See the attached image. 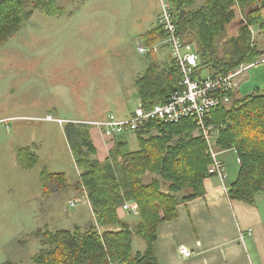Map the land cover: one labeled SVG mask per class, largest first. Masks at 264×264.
I'll list each match as a JSON object with an SVG mask.
<instances>
[{"label": "trees", "instance_id": "16d2710c", "mask_svg": "<svg viewBox=\"0 0 264 264\" xmlns=\"http://www.w3.org/2000/svg\"><path fill=\"white\" fill-rule=\"evenodd\" d=\"M195 1L169 0V4L179 34L195 46L196 77L203 78L204 72L228 74L264 56V39L255 44L252 33V28L258 27L264 37V0H207L199 9L194 8ZM35 12L49 17L66 14L58 0H0V47ZM239 16L237 30L231 32ZM145 38L155 44L164 39V32L157 26ZM171 59L166 66L153 61L135 81L133 99L146 111L168 103L180 89L182 74ZM230 97L228 105L212 110L207 127L215 131L220 150L234 149L240 160L236 181L226 185L229 199L255 205L264 192V90L246 95L233 92ZM197 125L189 117L173 123L144 121L136 131L118 136L107 158L101 160L91 136L94 126L66 122L64 132L79 181L71 183L65 173L43 169L42 196L51 199L85 191L95 221L86 227L32 233L31 238L41 246L32 256V264H160L155 251L159 226L178 216L180 204L203 198L205 180L212 176L208 173L212 163L208 145L196 136ZM36 148L17 151L16 160L23 170L38 165ZM147 174L153 178L145 183ZM128 202L138 206L136 221L121 216ZM135 236L146 242L145 250L135 249ZM0 264L20 263L7 259Z\"/></svg>", "mask_w": 264, "mask_h": 264}, {"label": "rangeland", "instance_id": "374dc122", "mask_svg": "<svg viewBox=\"0 0 264 264\" xmlns=\"http://www.w3.org/2000/svg\"><path fill=\"white\" fill-rule=\"evenodd\" d=\"M58 1L65 15L35 12L0 47V263L32 264L41 247L31 238L38 229H73L95 221L80 193L42 196L43 169L79 181L65 123L44 119L101 121L111 112L123 116L139 104L128 90H135L137 74L159 59L162 47L172 57L160 41L153 45L143 38L156 28L161 4L169 0ZM206 1L196 0L194 8ZM140 45L145 55L139 54ZM27 146H36L39 156L32 170H23L16 160L19 148ZM152 178L147 174L145 183ZM71 200L82 202L70 207ZM121 213L129 222L138 219ZM134 247L143 251L146 242L135 236Z\"/></svg>", "mask_w": 264, "mask_h": 264}, {"label": "crops", "instance_id": "0c3cea01", "mask_svg": "<svg viewBox=\"0 0 264 264\" xmlns=\"http://www.w3.org/2000/svg\"><path fill=\"white\" fill-rule=\"evenodd\" d=\"M241 19L239 16L231 25L235 28L234 32ZM252 33L255 44L260 45L264 39L260 29L254 27ZM143 38L146 40L145 35ZM167 53L169 52L162 47L158 53L159 59L156 61L159 66H166L172 60ZM144 72L136 73L134 86L137 78ZM207 76L208 73L204 77ZM128 90L131 96L136 93L135 90ZM255 90H264V63L251 68L237 79L236 93L246 95ZM130 115L131 111L118 117L126 118ZM73 122L94 121L74 120ZM91 136L98 148L99 158L106 159L114 142L110 143L105 137L104 130L99 127H93ZM221 158L225 163L229 181L222 182L217 176L209 177L204 183L203 198L180 204L178 216L159 226L155 251L160 264H264V197L255 205L231 201L224 185L229 186L236 181L240 160L234 149L223 151ZM80 194L83 195V202L86 199L88 202L86 204L92 211L85 191ZM121 216L125 218L122 213ZM181 248H188L193 255L185 257L180 254Z\"/></svg>", "mask_w": 264, "mask_h": 264}, {"label": "built area", "instance_id": "2783aa9c", "mask_svg": "<svg viewBox=\"0 0 264 264\" xmlns=\"http://www.w3.org/2000/svg\"><path fill=\"white\" fill-rule=\"evenodd\" d=\"M175 19L176 16L172 12L169 2L168 4L162 3L157 17V26L164 32V39L160 42L163 46L170 49L172 58L182 74L180 89L172 94L169 102L157 105L150 111H146L139 104L129 117L120 118L111 113L105 120L87 123L103 129L106 139L114 142L118 136L136 131L141 123L150 119L173 123L183 118H193L198 124L196 136L204 138L212 159L208 173L209 175L217 176L222 182H225L227 173L225 163L221 158L223 151L217 146L215 131L207 127L206 121L209 119L213 109L223 104L228 105L231 102L230 95L236 91L238 77L251 68L263 64L264 56L253 63L243 64L228 74L209 75L199 79L196 77L198 55L194 46L187 43L179 34ZM138 52L141 55H145L147 50L144 46H139ZM44 120L59 124H64L67 121L56 119L51 115H48ZM224 186L226 188V185ZM81 202L80 200H71L69 205L70 207H76ZM122 211L134 216L139 215L136 203H126ZM180 254L185 257H191L193 252L188 248H181Z\"/></svg>", "mask_w": 264, "mask_h": 264}, {"label": "bare ground", "instance_id": "6f19581e", "mask_svg": "<svg viewBox=\"0 0 264 264\" xmlns=\"http://www.w3.org/2000/svg\"><path fill=\"white\" fill-rule=\"evenodd\" d=\"M241 238L243 239V238H244V236L242 235V236H241Z\"/></svg>", "mask_w": 264, "mask_h": 264}]
</instances>
